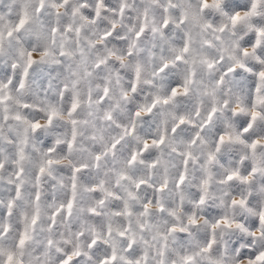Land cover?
Returning a JSON list of instances; mask_svg holds the SVG:
<instances>
[{"label":"clouds","instance_id":"1","mask_svg":"<svg viewBox=\"0 0 264 264\" xmlns=\"http://www.w3.org/2000/svg\"><path fill=\"white\" fill-rule=\"evenodd\" d=\"M262 74L264 0H0V264H264Z\"/></svg>","mask_w":264,"mask_h":264},{"label":"snow or ice","instance_id":"2","mask_svg":"<svg viewBox=\"0 0 264 264\" xmlns=\"http://www.w3.org/2000/svg\"><path fill=\"white\" fill-rule=\"evenodd\" d=\"M31 62V61H30ZM262 75H264V74H262ZM71 205H69V207H70ZM21 243H23V241H21ZM262 258H264V257H262Z\"/></svg>","mask_w":264,"mask_h":264}]
</instances>
